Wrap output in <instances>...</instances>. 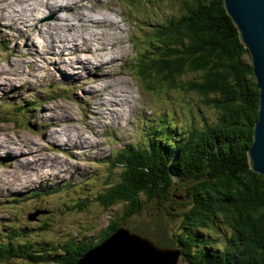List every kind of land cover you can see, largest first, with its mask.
<instances>
[{"label": "trees", "instance_id": "trees-1", "mask_svg": "<svg viewBox=\"0 0 264 264\" xmlns=\"http://www.w3.org/2000/svg\"><path fill=\"white\" fill-rule=\"evenodd\" d=\"M151 32L141 52L148 57L135 63V72L149 88L155 83L170 88L177 108L162 114L157 123L148 121L146 129L140 127L138 140L104 158L103 165H110L116 175H103L99 189L70 195L94 184L88 180L74 182L82 185L76 188L46 184L41 191V198L47 190L64 193L56 212L81 210L93 201L110 213L120 208L122 221H111L87 240L69 235L56 242L60 246L47 249L36 244L51 240H29L25 228L8 223L0 229V260L73 264L85 250L125 226L160 247L178 248L185 264H264V177L250 169L246 154L259 91L249 52L222 0H170V17L154 23ZM19 101H10L16 105L4 110L14 116L38 109L34 98ZM10 198L6 204L20 202ZM150 204L178 218V230L168 233L156 227L159 239H154L130 228L124 220L142 214ZM47 208L35 211L47 213L52 206Z\"/></svg>", "mask_w": 264, "mask_h": 264}, {"label": "rangeland", "instance_id": "rangeland-1", "mask_svg": "<svg viewBox=\"0 0 264 264\" xmlns=\"http://www.w3.org/2000/svg\"><path fill=\"white\" fill-rule=\"evenodd\" d=\"M27 1L34 3L26 4ZM147 1L111 0L110 2V0H102L104 4L109 2L113 10L102 7L93 11L89 10L91 0H72L68 4L66 2L55 4L48 0L45 5H39L44 0H21L19 2L0 0V6L4 12H9L12 8L16 10L22 8L19 12L20 15L21 11L27 10L28 17H24L23 20L25 28L28 29V35L31 34V39H36L40 33L41 35L36 41L38 40L43 44L44 49L52 52L53 58H56L57 48L55 46L51 48L50 45L44 43L41 37L45 36L46 33L41 31L44 26L40 25L39 32H37V29H33L29 25L35 16L39 18V23L56 21L61 28V33L66 34L69 33V29L79 31L78 20L72 17L73 14H79V18L85 16L93 18L90 14L99 15L100 18L106 16L108 21L112 22V29L103 31L104 27L98 26L100 32L93 34L87 42L81 41L76 45L68 41L63 42L65 48L58 50V52L61 54L64 64L58 65L57 69L69 77H63L64 80L53 81L50 78L58 75L59 71L49 65L47 71V67H43L45 70L42 72V62L40 59L35 60L36 56L40 54V50L33 54L25 52H23L25 54L20 52L14 54L17 52V47H10L11 42L18 44L25 39V37H21L19 30L22 21H16L13 24L8 18L11 23L8 25L9 21L2 20L6 21L4 25H6L7 32L0 30V139L3 143V146L0 147L2 149V152L0 151V229L8 223L17 222L27 231V239L44 238L47 239L46 241L51 240V244L43 243L41 246L36 244L37 249L38 247L39 249H47L52 246H60L62 243L56 242H63L69 235V237L77 240H81L84 236L87 240L90 236L99 233L111 221H122L120 220L122 217L120 208L115 212L116 214L112 211L110 213L109 210L102 208L93 201H90L81 210L72 209L71 211L56 212V205H60L61 199L66 198L63 197L64 193L47 190L48 193L41 198V191L46 189V184H59L64 188H73L76 186L73 184L74 182L83 184L88 180L94 181V184L88 185L87 189L82 190V192H70V195L75 196L82 193L85 195L87 192L99 189L104 185L103 175L109 178L116 175L114 171L109 170L110 165H103L104 158L119 146L130 144L135 139L138 140L141 131H143L142 128H147L145 124L148 121L151 125L157 123L162 114L178 106L176 99L171 98L173 96L170 95V88L161 86L160 83H155L153 88H149L142 79L137 77L135 72V63L148 57L141 52L147 46V40L152 33L154 23L170 17V0ZM68 13L70 14L67 17ZM49 22H44V24L47 26L50 24ZM67 23L76 24L67 27L64 25ZM35 24L34 22L33 26ZM77 31L74 33L78 34ZM93 32L95 31L90 28L82 33L91 35ZM109 41H114L115 44L111 45L107 52L97 48L101 43ZM72 46L79 47L74 51L71 50ZM25 48L23 46V49ZM111 53H116L115 58L109 59L106 56ZM77 58L89 59L90 66L93 67L94 71H87L85 76H78L81 72L76 73L77 76L71 73L73 69L67 65L66 61L69 64L75 63L78 62ZM47 60L51 59L48 58ZM88 77L91 79H87ZM83 80H88L87 83L90 82L91 85L93 83L91 88H98V90L101 89L100 86H103V83H107L109 86L112 85L118 94H111L108 91L103 92L102 96H100L101 94L90 95L92 91L89 90L91 88L86 85L87 83H83L82 87H74V83L78 85ZM15 92L17 95L14 94ZM84 94L87 97L91 96L89 102L85 99ZM24 98H34L36 102L33 101V104H38V109L30 111L31 115L28 112L23 115L16 113L14 116H10V112L4 110L5 107L16 105V103L10 102L11 99L15 102ZM18 103L20 104L21 101ZM185 108V105L181 106L184 116H187L188 113ZM207 111L210 116L211 111L209 109ZM182 116L180 115V117ZM59 121L62 124L54 123ZM49 133L52 137L47 136ZM66 136L67 140L70 137L73 140L78 138L76 141L83 140L84 148L81 146L75 148L73 141H67L66 145L60 148L49 143H54L51 141L52 139H56L58 144L63 143ZM25 141L28 143L26 148ZM8 142H11L12 145ZM33 144L36 145L35 147L38 148L39 152L44 154L40 153L38 160L36 155L32 156L28 152L29 147L31 150L35 149ZM90 144L94 145L90 146ZM12 149L18 157L22 152V156L19 158L24 159L23 163L21 160L14 162V158L7 157L8 151H12ZM29 158L32 161L30 164L27 163ZM35 159L36 161H34ZM78 186L82 187V185L76 187ZM11 187H14L15 191H11ZM14 196L20 198L18 200L20 202L6 204L10 201V197ZM40 198L41 200H39ZM49 205L52 206L51 211L37 213L29 218L28 214L34 212L36 208L48 210ZM124 221L129 227L132 226L130 228H138L154 239H159L154 228L164 227L168 233H174L178 230L179 222L178 218L170 216L165 211L159 213L155 205L152 204L148 205L142 214L131 216ZM41 224H45L47 227L43 230H37L36 226ZM177 261L178 264H185L180 256ZM0 264L30 263L14 259L13 261L0 260ZM37 264L57 263L41 262Z\"/></svg>", "mask_w": 264, "mask_h": 264}, {"label": "water", "instance_id": "water-1", "mask_svg": "<svg viewBox=\"0 0 264 264\" xmlns=\"http://www.w3.org/2000/svg\"><path fill=\"white\" fill-rule=\"evenodd\" d=\"M225 12L248 50L258 88L257 118L246 148L252 171L264 177V0H222ZM38 212L29 215L33 217ZM178 248L157 246L151 239L119 226L80 255L73 264H178Z\"/></svg>", "mask_w": 264, "mask_h": 264}, {"label": "bare ground", "instance_id": "bare-ground-1", "mask_svg": "<svg viewBox=\"0 0 264 264\" xmlns=\"http://www.w3.org/2000/svg\"><path fill=\"white\" fill-rule=\"evenodd\" d=\"M16 1H21V0H16ZM40 1V0H39ZM46 1H48V0H44V2L43 3H41V4H39V5H45V2ZM50 2H53V3H60V4H62L63 2H66V4H68V3H70V1H72V0H49ZM110 2H111V0H110ZM28 3H34L33 1L32 2H26V4H28ZM13 6H15L14 4H13ZM16 7V6H15ZM102 7H104V8H106V9H112L113 10V7H112V5L109 3V2H107V3H102V0H91V3H90V5H89V10H93V11H95V10H98V9H101ZM24 8V7H23ZM45 8H47V6H45ZM20 9H22V8H20ZM20 9L18 8L17 10L15 9V8H12V10H9V12H4L3 11V8L0 6V30H2V32H7L6 31V29H5V26L6 25H4V23L6 22H4V21H2L3 19H5V20H7V21H9V23H8V25H11V23H10V20L13 22V24L16 22V21H22V25H21V28L19 29L20 30V32H21V37H25V39L23 40V41H21L20 43H18V44H15L14 42H11V45H10V47L11 48H13V47H17L16 48V50H17V52H14V54L15 53H21V54H25V53H27V54H33L35 51H39L40 50V54L38 55V56H36V61L38 60V59H40V62H42V67H41V70H42V72L45 70V69H43V67H47L46 68V71H47V69H48V66L49 65H52L53 67H54V69H56V70H58L57 69V66L58 65H60V64H64V60H63V58H62V56H61V54L58 52V50H60V49H63V48H65V46L63 45V42H65V41H68V42H70L71 44H73V45H76L78 42H87L89 39H91L92 38V36H93V34H96V32H100V28L98 27V26H103L104 27V29H103V31H105V30H107V29H112V22H110V21H108V18L106 17V16H102V18H100L99 17V15H93V14H90V15H92L93 16V18L92 17H88V16H85V17H83V18H79V14H73L72 15V17H75V18H77L76 20H78V30L79 31H77V30H75V31H77L78 32V34H75L74 32L75 31H73V30H70L69 29V33L68 34H66V33H61V28H60V26L57 24V22L56 21H52V22H49V21H44V22H49L50 24H48L47 26L44 24V22H42V23H39V18H37V16H35V19L33 20V21H31L30 22V26L33 28V29H37V32H39V29H40V25H42V26H44L42 29H41V31L43 30L44 32H46L47 33V36H46V33H45V36H41L42 38H43V41H44V43L45 44H47V45H50L49 47H51V48H54V46H55V48H57V51H56V58H53L52 56H51V53L52 52H49V51H47L46 49H44L43 48V44H41L38 40V42L36 41V39L38 38V37H40V33H39V35H38V37L36 38V39H31V37H30V35H28V29L27 28H25V26H24V20H23V18L24 17H28V13H27V10L26 9H24L23 11H21V14L19 15V12H20ZM69 14L70 13H68L67 14V17L69 16ZM85 14V13H84ZM87 14V13H86ZM7 18H6V17ZM99 17V18H98ZM10 20H9V19ZM95 18H97V19H95ZM28 19V18H27ZM34 22L36 23L35 24V26H33L34 25ZM77 23V22H76ZM76 23H74V24H76ZM62 24V23H61ZM74 24H70V23H67V24H64V25H66L67 27H71L72 25H74ZM7 25V26H8ZM91 28V30L92 31H95V32H93V33H91V35H88L87 33H82V32H84V31H87V30H89ZM36 32V33H37ZM27 34V35H26ZM100 37H103L102 35H100V34H98ZM13 40V39H12ZM40 40V39H39ZM8 41H10V40H8ZM15 41H17V40H15ZM43 43V42H42ZM115 44V42L114 41H112V42H104V43H101L100 45H98L97 46V48H101L100 49V51H104V52H107V50L111 47V45H114ZM21 46H22V48H21ZM23 46H25L26 48L25 49H23ZM45 47V46H44ZM77 47H79V46H77ZM77 47H75V46H72L71 47V50L73 49L74 51L76 50V48ZM19 48H21V49H19ZM68 51H70L69 49H68ZM23 52H25V53H23ZM96 52V51H95ZM114 52H116V51H114ZM115 54L116 53H111V54H109V55H106V56H108L109 57V59H113V57L115 58ZM6 56V55H5ZM68 57V56H67ZM51 59V60H47V59ZM65 58V57H64ZM52 59H54V60H52ZM55 60H57V61H55ZM78 62H75V63H71V64H69L67 61H66V63H67V65H70V67L73 69V71H71V73H74L75 74V76H77L76 75V73H80L78 76H85L86 74H87V71H89V70H92V71H94V69H93V67H91L90 66V63H89V59H87V58H77L76 59ZM107 62V61H106ZM111 62V61H110ZM11 66V65H10ZM12 67V66H11ZM15 68H17V67H15ZM45 71V72H46ZM59 71V74L58 75H56V76H52V78H50L51 80H53V81H58V79H62V80H64L63 79V77L64 78H67V77H69V76H67V75H64L63 73H62V71L61 70H58ZM91 71V72H92ZM8 72V71H7ZM41 75H42V73H41ZM41 75H39V76H41ZM38 78V77H37ZM87 79H91V78H87ZM95 79V78H94ZM68 80H71V79H68ZM66 81V80H65ZM76 82H77V80H76ZM88 82V80H83V81H81V82H79L78 83V85H77V83H74V87L75 86H78V87H82L83 86V83H87ZM92 83V82H91ZM10 85V84H9ZM86 85H89L90 86V88L94 85L93 83H92V85L90 84V82L89 83H87ZM77 88V87H76ZM100 90H98V88L96 89V88H91V89H89V90H91L92 92L90 93V95H94V96H97V95H100V96H102V93L103 92H111V94H118L117 92H115V89L112 87V85L111 86H109L107 83H103V86H100ZM98 90V91H97ZM84 92V91H83ZM120 93V92H119ZM14 94H16V92L14 93ZM13 94V95H14ZM17 95V94H16ZM85 95V94H84ZM86 96L85 95V99H87L88 100V102L90 101V98H91V96ZM104 96V95H103ZM112 96V95H111ZM12 101H14L13 99H11ZM119 101H121V99H119ZM87 102V103H88ZM105 104L107 105V101L105 100ZM47 111V110H46ZM109 112V111H108ZM107 112V113H108ZM49 113V112H48ZM30 115H31V112H30ZM51 119V118H50ZM60 120V119H59ZM54 121V120H53ZM54 123H56L57 125L58 124H62V122L61 121H59V122H54ZM145 128V127H144ZM65 130L67 129V128H64ZM69 131V130H68ZM51 133H49L47 136L49 137V135H50ZM66 135V134H65ZM51 136V135H50ZM52 137V136H51ZM75 137V136H74ZM62 139V138H61ZM65 140L63 141V143H60V144H58V142L56 141V139H52L51 141H53L54 143H52V142H49V143H51V144H53V145H55L57 148L59 147H61V146H63V145H66V143H67V141L69 142V141H73L74 142V147L75 148H77L78 146H81L82 148H84V146H83V140H79V141H76L78 138H76L75 140H73V139H71V137H70V139L69 140H67V136H66V138H64ZM83 139V138H82ZM85 139V138H84ZM21 141H22V139H21ZM20 141V142H21ZM16 142V141H15ZM79 142V143H78ZM8 143H11V142H8ZM26 145H25V148L27 147V145H28V143L25 141L24 142ZM87 143V142H86ZM93 143V142H92ZM3 143L1 142V139H0V147H2L3 145H2ZM21 144V143H20ZM71 144V143H70ZM11 145H12V143H11ZM34 145V148L35 149H30V147L28 148V152L33 156V155H36L35 157L37 158V160H38V158H40L39 156V154L41 153L42 155H44L42 152H39V150H38V148L37 147H35L36 145L35 144H33ZM32 145V146H33ZM92 145H94V144H90V146H92ZM20 146V145H19ZM24 146V145H23ZM13 147V146H12ZM13 150L14 149H12V151H8V156L7 157H12V158H14V162L16 161V160H21V162L23 163L24 161V159H20L19 157H21L22 156V152H21V154H20V156L18 157V156H16V154H14L13 153ZM61 150V149H60ZM0 151L2 152V149L0 148ZM5 154V153H4ZM2 155V154H1ZM31 156V157H32ZM33 159H34V157H33ZM41 160H43V159H41ZM40 160V161H41ZM34 161H36V159L34 160ZM32 161L30 160V158H29V162H27L28 164H30ZM10 163V161L8 162V164ZM26 163V162H25ZM38 165V164H37ZM23 167V166H22ZM31 167V166H30ZM7 168H9V167H7ZM26 169V168H25ZM37 169V168H36ZM39 169V168H38ZM41 169V168H40ZM45 170V169H44ZM46 171V170H45ZM44 171V172H45ZM50 172V171H49ZM53 172V171H52ZM32 173V172H31ZM57 173V172H56ZM21 174V173H20ZM46 174V173H45ZM44 174V175H45ZM18 176V175H17ZM23 176V175H22ZM50 177V176H49ZM1 180V179H0ZM42 181V180H41ZM24 182V181H23ZM3 185V184H2ZM1 185V186H2ZM26 185V184H25ZM24 185V186H25ZM17 187V186H16ZM23 187V186H22ZM12 189H10L11 191H15V188L14 187H11ZM32 190V189H31ZM158 246V245H157Z\"/></svg>", "mask_w": 264, "mask_h": 264}]
</instances>
